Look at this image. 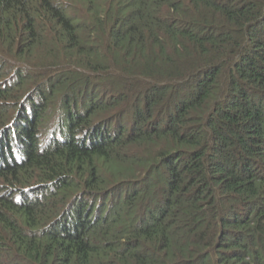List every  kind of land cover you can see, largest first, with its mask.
I'll return each mask as SVG.
<instances>
[{
    "label": "trees",
    "instance_id": "1",
    "mask_svg": "<svg viewBox=\"0 0 264 264\" xmlns=\"http://www.w3.org/2000/svg\"><path fill=\"white\" fill-rule=\"evenodd\" d=\"M0 264H264V0H0Z\"/></svg>",
    "mask_w": 264,
    "mask_h": 264
}]
</instances>
